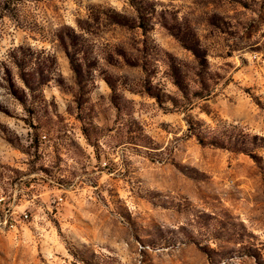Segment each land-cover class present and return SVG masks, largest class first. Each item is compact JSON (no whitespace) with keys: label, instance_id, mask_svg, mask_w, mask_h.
I'll use <instances>...</instances> for the list:
<instances>
[{"label":"rangeland","instance_id":"374dc122","mask_svg":"<svg viewBox=\"0 0 264 264\" xmlns=\"http://www.w3.org/2000/svg\"><path fill=\"white\" fill-rule=\"evenodd\" d=\"M0 264H264V0H0Z\"/></svg>","mask_w":264,"mask_h":264},{"label":"built area","instance_id":"2783aa9c","mask_svg":"<svg viewBox=\"0 0 264 264\" xmlns=\"http://www.w3.org/2000/svg\"><path fill=\"white\" fill-rule=\"evenodd\" d=\"M47 141V136L45 134H42L40 136V142L41 143H44ZM24 184V183H23ZM22 184V185H23ZM18 187V186H17ZM29 187H32V184L29 185ZM21 188L17 189L16 192L19 193L21 192ZM16 195L15 192H14V195L12 197V203L11 205H9L8 207L10 208L9 210H7L3 216V225L4 227H8L9 229H15L16 228V225L19 223L17 220V217L16 214L17 212H15V210H13V206H14V203H15V199H16ZM16 207H14L15 209ZM29 208L28 207H25L21 213H20V217H19V220L21 221H25L28 219V216H29Z\"/></svg>","mask_w":264,"mask_h":264},{"label":"crops","instance_id":"0c3cea01","mask_svg":"<svg viewBox=\"0 0 264 264\" xmlns=\"http://www.w3.org/2000/svg\"><path fill=\"white\" fill-rule=\"evenodd\" d=\"M23 183H22V181L20 182V184H17V186L18 187H25V183L22 185ZM32 187H33V184H32ZM22 192H23V190H22ZM23 199V198H22ZM16 200L17 199H15V202H16ZM18 202H22V203H24V205H22L23 206V208H25V207H28V208H30V205H29V202H28V200L26 201V199H23V200H21V199H18ZM16 208H17V206H15Z\"/></svg>","mask_w":264,"mask_h":264}]
</instances>
